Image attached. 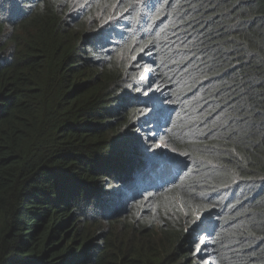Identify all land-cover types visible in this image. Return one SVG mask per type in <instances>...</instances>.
Masks as SVG:
<instances>
[{"label":"trees","instance_id":"trees-1","mask_svg":"<svg viewBox=\"0 0 264 264\" xmlns=\"http://www.w3.org/2000/svg\"><path fill=\"white\" fill-rule=\"evenodd\" d=\"M117 2L0 0V264H264V0Z\"/></svg>","mask_w":264,"mask_h":264},{"label":"snow or ice","instance_id":"snow-or-ice-1","mask_svg":"<svg viewBox=\"0 0 264 264\" xmlns=\"http://www.w3.org/2000/svg\"><path fill=\"white\" fill-rule=\"evenodd\" d=\"M72 6L76 7H85L87 5V0H85V3H79V0H71ZM140 0H137V3H139ZM144 6L148 9V12H151L154 10V3L153 0H142ZM68 0H66V6H67ZM151 5V7H150ZM95 6V5H93ZM129 12V7L125 6L124 0H118L116 4H105L103 8L98 9V15L99 18H103L105 23H111V21L119 19L121 16H123L125 13ZM99 39L103 41L105 39V36L103 34H99ZM138 42L132 41V43L128 44L125 48L126 51H132L136 46ZM140 51H145V46H140ZM123 55V53H121ZM132 60H136L137 57L132 56L130 57ZM148 72L149 70L147 68L144 69L142 73L139 74L138 77H135L137 80H145L148 78ZM141 139H144L143 137ZM159 147V146H157ZM144 156H145V162L150 167H159L163 168L170 164L175 163V159L172 156L167 155L164 152H160L158 150L152 149L151 145L145 144L144 145ZM108 195L113 197H119L122 195V191L119 188H113L111 192L108 193ZM206 243V241L201 237L197 236L196 241L194 242V245H202ZM197 250L199 248L197 247Z\"/></svg>","mask_w":264,"mask_h":264},{"label":"rangeland","instance_id":"rangeland-1","mask_svg":"<svg viewBox=\"0 0 264 264\" xmlns=\"http://www.w3.org/2000/svg\"><path fill=\"white\" fill-rule=\"evenodd\" d=\"M149 70V69H148ZM150 71V70H149ZM151 74H150V72H148V78L147 79H145V81L147 80H149L150 78H151V76H150Z\"/></svg>","mask_w":264,"mask_h":264}]
</instances>
